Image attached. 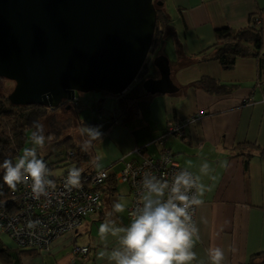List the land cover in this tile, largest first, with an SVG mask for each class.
I'll return each mask as SVG.
<instances>
[{"label": "crops", "instance_id": "obj_1", "mask_svg": "<svg viewBox=\"0 0 264 264\" xmlns=\"http://www.w3.org/2000/svg\"><path fill=\"white\" fill-rule=\"evenodd\" d=\"M160 2L166 26L158 51L168 60L169 77L177 91L144 96L132 85L107 102L100 99L98 120L79 121L81 126L101 125L104 133L102 142H94L87 152L88 170L110 175L99 189L100 208L77 228L51 241L46 250L19 249L0 233V264H111L109 255L118 241L114 237L101 241L98 228L109 218L117 226H126V211L116 213L113 205L127 202L129 206L131 200L127 185L115 183L113 175L126 162L158 157L161 150L155 140L165 124L197 112L201 116L187 123L181 138L168 137L163 144L173 160L193 174H199L205 160L214 169L201 177L210 190L203 197L204 204L196 207L200 240L193 249L197 259L192 264H209L207 253L213 247L224 250V264H257L251 258L264 253V163L253 157L244 171L236 155L242 144L264 147V79L254 60L237 59L231 69L221 70L209 50L216 30L244 27L253 16L262 30L264 51V0ZM156 76L155 71L150 75ZM201 77L212 78L225 91L206 93L196 85ZM79 107L78 99L75 109ZM139 148L141 152L134 153ZM222 161L228 162L227 168L220 166ZM75 245L88 249L79 260L71 254Z\"/></svg>", "mask_w": 264, "mask_h": 264}, {"label": "water", "instance_id": "obj_2", "mask_svg": "<svg viewBox=\"0 0 264 264\" xmlns=\"http://www.w3.org/2000/svg\"><path fill=\"white\" fill-rule=\"evenodd\" d=\"M155 6L161 2L0 0V78L13 84L7 101L54 110L75 92L122 95L146 62ZM151 66L157 76L142 80L143 92L175 93L166 56Z\"/></svg>", "mask_w": 264, "mask_h": 264}, {"label": "clouds", "instance_id": "obj_3", "mask_svg": "<svg viewBox=\"0 0 264 264\" xmlns=\"http://www.w3.org/2000/svg\"><path fill=\"white\" fill-rule=\"evenodd\" d=\"M44 99H50V93L43 94ZM31 146L24 148L22 155L13 159H4L0 163L3 172L2 180L13 191L18 185L29 184L31 195L40 199L48 195V190L55 188V182L50 178L51 171L38 155L39 150L46 147V125L36 120L32 123ZM81 151L88 152L94 147V142H102L104 133L101 125H86L80 131ZM227 168L228 162H220ZM99 168V163L96 164ZM214 169L205 160L199 167V174H193L187 169H181L173 175L171 181L161 179L150 172L142 177L143 195L130 213L126 226H117L114 219H106L98 228L101 241L114 237L118 246L109 255L111 264H192L197 259L193 250L200 240L199 228L194 220V209L204 204L203 197L210 189L201 177L210 175ZM105 172H100L101 179L106 178ZM69 188H81L82 170L72 167L68 170L65 180ZM116 213H124L127 202H116ZM38 221H30L29 227H34ZM104 254L101 253V256ZM209 264H224L225 252L220 247L208 250Z\"/></svg>", "mask_w": 264, "mask_h": 264}, {"label": "built area", "instance_id": "obj_4", "mask_svg": "<svg viewBox=\"0 0 264 264\" xmlns=\"http://www.w3.org/2000/svg\"><path fill=\"white\" fill-rule=\"evenodd\" d=\"M257 24V21H255ZM160 32L159 26L154 27V32ZM1 80V78H0ZM78 99L74 96L68 103L77 106ZM201 116L195 113L183 120H173L165 124L162 134L155 140L162 147L166 138L175 136L181 138L187 123ZM158 157H142L139 162H126L123 167L113 175V180L118 184L128 187L131 200L126 209V216L130 220L129 213L139 202L143 195L142 177L150 172L161 179L171 181L173 175L181 168L163 147ZM141 149H135L139 154ZM71 156V153H69ZM100 172H105L106 178L101 179ZM68 171L55 181V188L48 190L47 196L34 199L31 195L29 184L19 185L20 206L15 212H6L7 203L0 201V233L9 238L19 249L46 250L51 241L65 232H70L78 227L81 221L94 214L101 205L100 194L97 188L101 187L108 178L104 170L86 171L82 173V187L69 188L65 184ZM194 209V220H195ZM30 221H38L34 227H29ZM85 246H73L71 254L79 260L87 253Z\"/></svg>", "mask_w": 264, "mask_h": 264}, {"label": "trees", "instance_id": "obj_5", "mask_svg": "<svg viewBox=\"0 0 264 264\" xmlns=\"http://www.w3.org/2000/svg\"><path fill=\"white\" fill-rule=\"evenodd\" d=\"M160 0H153L158 2ZM256 19L250 16L247 20V25L241 28H222L214 32V40L210 58L217 63L221 70H229L233 67L237 59H252L256 62L258 75L264 79V51L262 49V30L259 24H255ZM161 28L160 32H154L149 53L151 58L146 60L143 69L139 73L135 89H138L144 96L145 94L140 87L142 80L150 77L149 70L152 69L151 59L159 54V46L162 39L163 30L166 26V18L161 10V6H155V27ZM154 70V69H152ZM196 85L206 93L218 94L225 91V86L209 77H201ZM76 108L74 105L67 103ZM56 110V109H54ZM51 111L48 108L39 105L16 106L11 105L6 96L0 94V163L4 159L16 160L20 156V151L24 148L26 141L31 140V132L33 121L42 120ZM68 121L59 127H67ZM89 125V124H88ZM61 128L52 126L46 135L52 133L53 145H61L64 149V154L49 152L45 156H39L47 164L51 170L63 168L59 175L50 176L54 182L58 177L62 176L72 167H77L82 170V173L89 171V155L87 152L81 151L80 146L76 145L71 137H66L58 140ZM71 153V156L69 155ZM237 156L241 157L244 171L248 163L253 157L258 158L264 163V147L254 146L251 144H242L237 148ZM52 159H49V157ZM49 159V160H48ZM48 160V161H47ZM3 172L0 171V201L7 203L6 212H15L20 206L19 202V185L16 190L8 188L2 180ZM110 176V175H109ZM108 176L107 180L110 178ZM106 180V181H107ZM105 181V182H106ZM98 190L100 189L97 188ZM25 250V249H23ZM35 251V250H27ZM264 264V253L257 254L251 258V262Z\"/></svg>", "mask_w": 264, "mask_h": 264}, {"label": "rangeland", "instance_id": "obj_6", "mask_svg": "<svg viewBox=\"0 0 264 264\" xmlns=\"http://www.w3.org/2000/svg\"><path fill=\"white\" fill-rule=\"evenodd\" d=\"M150 58H151V55L150 53H148L146 60H149ZM149 73H151L150 75L152 76L154 74V71L150 68ZM12 87H13V84L10 81L4 80V79L0 80V94L1 95L7 96L9 92L12 90ZM74 96L79 99L80 107L78 109H75L69 104H66V105L61 104L56 108V110L50 109L51 111H49L46 117L43 118L41 121L46 125V132L52 126H55L56 128H61L59 136H58V140L66 138V137H71L74 141L80 144V141L82 140L80 131L83 127L81 126L80 122L82 121H84L83 123H88L89 121L96 122L98 120L97 103L100 101V99H103V98L106 100L105 102H107L109 98H113L114 96L103 93V92H100L97 94L75 92ZM92 101H94V104L92 103ZM65 103H68V102H65ZM89 103H91V106L88 105ZM66 106H69L68 109H66ZM77 116L79 117V120H77L78 119ZM66 121H68L69 123L67 127H59L60 125H63ZM52 135H53L52 133L46 135V137H51V139L46 141V147L44 149L39 150L38 152L39 156L41 157L45 156L49 152L57 153L60 155L64 154V149L61 145H53ZM30 146H31V140L26 141L24 148H27ZM159 148L160 146L157 145L158 151H160L161 149ZM23 149L20 151V155H22ZM49 159H52V157L50 156ZM62 171H63V168L59 167V168L51 170V174L59 175Z\"/></svg>", "mask_w": 264, "mask_h": 264}, {"label": "flooded vegetation", "instance_id": "obj_7", "mask_svg": "<svg viewBox=\"0 0 264 264\" xmlns=\"http://www.w3.org/2000/svg\"><path fill=\"white\" fill-rule=\"evenodd\" d=\"M136 84V81L134 82V84H132L133 86ZM67 103H63L62 105H66Z\"/></svg>", "mask_w": 264, "mask_h": 264}]
</instances>
